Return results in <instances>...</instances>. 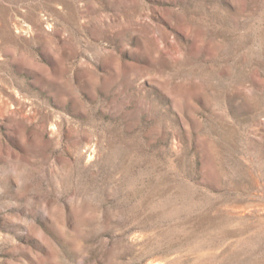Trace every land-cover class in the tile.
I'll list each match as a JSON object with an SVG mask.
<instances>
[{
	"label": "rangeland",
	"instance_id": "obj_1",
	"mask_svg": "<svg viewBox=\"0 0 264 264\" xmlns=\"http://www.w3.org/2000/svg\"><path fill=\"white\" fill-rule=\"evenodd\" d=\"M0 264H264V0H0Z\"/></svg>",
	"mask_w": 264,
	"mask_h": 264
}]
</instances>
